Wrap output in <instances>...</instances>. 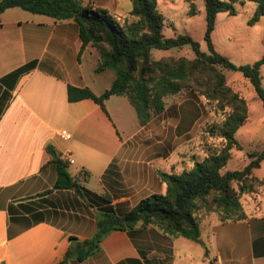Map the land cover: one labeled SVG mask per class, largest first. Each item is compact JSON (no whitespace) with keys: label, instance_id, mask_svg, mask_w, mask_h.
I'll return each instance as SVG.
<instances>
[{"label":"crops","instance_id":"crops-1","mask_svg":"<svg viewBox=\"0 0 264 264\" xmlns=\"http://www.w3.org/2000/svg\"><path fill=\"white\" fill-rule=\"evenodd\" d=\"M80 1L107 10L120 24L132 20L130 0ZM156 1L165 22L179 17L175 0ZM196 4L204 17L203 2ZM99 59L92 46L82 48L72 20L55 21L20 8L0 14V264H56L70 237L85 240L94 233L96 208L73 190L45 194L56 179L47 145L71 160L72 177L94 193L108 194L121 210L165 192L155 171L163 159L140 161L131 147V138L143 127L122 137L121 113L108 106L121 96L107 99L105 111L91 99L67 100L68 85L88 87L97 96L109 89L115 75L95 72ZM33 61L28 73L10 75ZM63 130L66 139L60 135ZM262 141L257 143L264 145ZM262 165L264 161L254 176ZM243 209L246 218L236 221L206 216L200 242L173 238L151 226L112 231L81 264H264V188L244 194Z\"/></svg>","mask_w":264,"mask_h":264},{"label":"trees","instance_id":"trees-1","mask_svg":"<svg viewBox=\"0 0 264 264\" xmlns=\"http://www.w3.org/2000/svg\"><path fill=\"white\" fill-rule=\"evenodd\" d=\"M198 0H186L188 15L198 14ZM204 5L205 29L201 44L188 34L165 37V19L156 0H130L131 21L120 24L107 10L80 0H0V14L10 8H20L55 21L72 20L77 27L82 48L90 45L100 55L95 72L111 71L115 75L109 89L95 95L88 87L68 85L67 100L91 99L104 111L111 96L126 97L134 108L137 123L146 126L167 110L166 98L180 93L203 97L206 104L222 111L223 119L208 127V136L218 137L220 143L210 147L207 154L193 162L192 168L180 173L159 171L165 183L164 193L142 198L136 205L121 210L108 194H97L85 188L69 172L71 160L62 157L55 147L46 150L54 164L56 179L51 190H73L87 204L96 208L97 217L92 236L85 240L70 237L63 259L56 264H81L100 249L103 239L112 231L131 232L137 227H155L170 237H184L200 242V224L216 214L220 221L246 218L241 195L253 194L264 188V179L253 175L264 161V148L248 152V163L240 170H226L232 150H242L237 131L248 120V104L242 92L233 90L226 82L225 71L240 72L252 87L255 98L264 106V85L260 74L264 54L252 64L235 65L215 50L212 33L218 13L236 15V4L253 2L256 8L248 21L257 23L264 17V0H200ZM264 43V40H262ZM189 46L193 58L162 57L155 59L154 51H167ZM30 62L16 69L11 76L19 77L35 67ZM114 169L109 166L107 174ZM85 174L84 178L86 179ZM236 187H235V186Z\"/></svg>","mask_w":264,"mask_h":264},{"label":"rangeland","instance_id":"rangeland-1","mask_svg":"<svg viewBox=\"0 0 264 264\" xmlns=\"http://www.w3.org/2000/svg\"><path fill=\"white\" fill-rule=\"evenodd\" d=\"M175 2L174 8L179 17H167L166 27L163 29L164 36L188 34L201 44L203 51H206L203 41L205 28L203 15H185L186 0H175ZM254 6L253 2L236 4V15L230 16L221 12L216 16V25L212 33L213 45L218 53L235 65L252 64L264 54V43H262L264 17L253 25L248 24ZM153 57L155 59L193 58L194 55L189 46H184L167 51H154ZM224 73L227 84L233 90L242 92L248 104L247 124L236 133L242 150L233 149L231 159L226 166V170H240L249 161L248 152L264 148V145L257 143L259 139L264 140V106L255 98L252 87L240 72L225 71ZM260 74L264 83V66L261 67ZM113 101L112 104L109 102L108 106L111 111L121 113L124 125L122 137L126 139L128 136H133L139 129L134 108L126 97L114 98ZM165 102L166 112L141 128L131 138V147L137 149L136 158L141 159L140 161L161 157L163 160L158 162L159 166L155 171L180 173L191 169L195 160L202 159L210 147L220 143L218 137L208 136L207 131L209 125L223 119V114L212 105L206 104L203 97L198 100L191 94L180 93L166 98ZM255 173L258 177H264V165ZM153 190L157 191L156 187ZM243 196L241 195L240 198L242 204Z\"/></svg>","mask_w":264,"mask_h":264},{"label":"built area","instance_id":"built-area-1","mask_svg":"<svg viewBox=\"0 0 264 264\" xmlns=\"http://www.w3.org/2000/svg\"><path fill=\"white\" fill-rule=\"evenodd\" d=\"M61 137L63 138V139H66V136H67V133H66V131L65 130H63V131H61ZM84 177V173H80V178H83Z\"/></svg>","mask_w":264,"mask_h":264}]
</instances>
